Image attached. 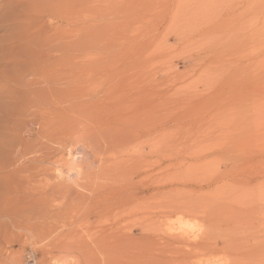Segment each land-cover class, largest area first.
I'll use <instances>...</instances> for the list:
<instances>
[{
  "label": "rangeland",
  "instance_id": "obj_1",
  "mask_svg": "<svg viewBox=\"0 0 264 264\" xmlns=\"http://www.w3.org/2000/svg\"><path fill=\"white\" fill-rule=\"evenodd\" d=\"M0 43V208L3 195L23 194L21 163L69 186L129 154L124 170L144 161L131 176L137 197L147 202L159 177L162 200L192 208L159 212L162 241L167 232L204 245L158 256L162 242L146 240L152 264H264V0H0ZM47 107L62 129L39 139L24 114L37 119ZM90 122L104 129L85 135ZM20 142L49 155L23 154ZM54 198L46 208L18 204L15 223L26 232L0 213V264H76L73 250L47 247L75 229L48 232L47 213L63 200ZM29 232L45 236L28 241Z\"/></svg>",
  "mask_w": 264,
  "mask_h": 264
},
{
  "label": "bare ground",
  "instance_id": "obj_2",
  "mask_svg": "<svg viewBox=\"0 0 264 264\" xmlns=\"http://www.w3.org/2000/svg\"><path fill=\"white\" fill-rule=\"evenodd\" d=\"M9 17L14 18L16 16L11 13V15L8 16V18ZM5 29L6 30L9 29V27L7 28L5 27ZM46 83H43V84H46ZM45 90H46V87H45ZM38 113L40 117L35 119L36 115L34 114V111H26L24 114L26 120L24 122L27 123L29 127L33 126L35 127V129H37V133L40 136L39 139L40 138L50 139L54 134L58 136V134H56L55 129H62V127L60 123L58 122H57L58 124L51 125L50 119L49 120L47 119V114H50L49 108L48 107L43 108V110L39 111ZM97 120L98 119H96L95 121ZM103 124L104 123H102L101 125ZM77 125H79V123ZM91 125L89 124L86 125L87 128L82 130L85 135L86 134L91 135L94 131L96 133V131L99 132L101 129H104L100 125V123H94ZM32 129L29 128L27 129L26 132L24 131L25 135L31 136L30 132L34 131ZM96 135H99V134H96ZM26 142L25 143L20 142L22 143V147L25 148V150L23 151L24 152L23 154L27 152L28 153L32 152L33 154L34 152H39L43 156L49 155L47 153L48 148L46 146L43 147L42 144L37 143L36 147L34 146L30 147L29 146L30 144L27 145ZM45 142L47 141L45 140ZM155 143L156 142H154V144ZM64 145L65 143L62 145H59V148L60 147L62 148ZM90 146L88 147L89 149H91ZM105 146L106 147L103 150L104 152H106L109 149V145H105ZM95 151L97 152V149ZM96 152H93L94 154L93 157L97 155ZM109 152H111V150ZM131 156L127 154L126 157H112L113 159L112 158L111 159L113 161L112 160L107 161L106 163L104 160L105 164L101 167L100 171L97 172L96 178L93 177L95 178L93 182L89 181L84 184L75 182L74 184H72L73 186H77L78 188L85 190L86 192L88 191V193H86V196H83L85 194L78 195L76 193H73L70 188L72 187V185H69L70 186L69 187V186H66L67 184L64 186L61 183L60 184L59 183L47 184L45 181L46 180L45 178H47V175H48L47 171H49L48 169L41 168L40 171L35 172V169H33L34 167L30 168V167L24 166V164L21 163V165H19L15 169V171L21 177V181L17 184V187L18 189L20 188L24 190L23 194L21 196H18L15 194L7 195V196L3 195L2 196L3 205L0 208V213L8 217V219L10 220V223L12 224V228L15 231L17 229L19 233L23 230L24 232H26V229H27L25 228L26 226L24 228H21L15 223L16 220H15L14 214L16 213V210H18V207H20L21 209L24 208L22 204H20L19 206L18 204L21 201H23L25 202L26 207L27 206L30 207L32 202L34 203L35 201V202L43 203V206H45L46 208L49 206L51 202H54L55 200L54 197L58 195V197H60L63 200L61 203H59L57 211L55 212L49 211L47 213V216H46L47 220H52L50 222V225L49 223H45V225L49 229L48 232L55 233L58 229H61L63 227L65 229L66 226H70L72 224L75 225V229L70 230L68 228V230H70L68 231L66 228L68 232L62 236L64 240L57 244H49L47 247L53 248V249L58 248L60 250L62 249L63 250H73V258L75 259L74 262H76V264H152L153 261L152 262L149 261V258L147 257V253L144 252V249H143V244L145 243L146 240L147 241L149 240L150 243L151 241H154V240L155 242L156 241L162 242L160 243L162 245V247H160L162 249V250L160 249L162 252H159L157 254L158 256L162 255L163 250H166L168 252V249L174 246L175 244H179V245L183 244V246H180V247H183L184 249H181V251L180 249L177 250L179 254H182V255H186L192 250L194 251L200 250L202 247H204V245H200L194 242L193 244H189V243L187 244L184 241L185 239L183 240L180 238L178 239L175 237H169V234L167 232L163 234L166 236H163L165 240L164 242L162 241L159 235L160 233L158 234L160 230L159 224L161 222V216L159 212L162 210H170L171 211L170 214H173L179 211L188 212V209L189 211H191L192 208L189 205H185L182 202L175 201L172 199L167 202H165V200H162L163 190H161V188L158 186L161 183L159 177L155 178L152 181V185H156V187H153V189H151V195L147 202L137 197L134 194V191L140 185L139 183L134 182L135 181L134 178L138 177V175L135 174V172L137 171L138 168H140L139 164L144 163V161L143 160L138 161L136 157L135 159L137 161L133 160V164L131 166H128L127 170L126 169L124 170L123 166L124 165L127 166L130 163L129 161L131 160ZM39 172L43 174V177L40 180H36L35 174H39ZM128 174L130 178H127ZM134 175L136 177L131 178V176H134ZM167 190L171 192V191H176V190H181V189L170 186L168 187ZM35 192H37V195L36 194L34 195ZM78 196L79 198L81 197L79 200L77 199ZM82 199H84L85 201ZM163 202H165L166 204ZM149 211H152V212L148 213ZM41 219L43 220L42 217ZM41 219L39 221L38 219H36L37 223H40V221L42 222ZM228 225H231V224H228ZM77 226H79L80 230H78L79 228ZM59 233L60 234L57 233L58 236L62 235L61 232ZM82 234H85V235L83 236ZM135 235H137V238L135 237ZM44 236L45 234L42 235V237ZM42 237H36L34 236L32 232H29V236H26V239L28 241L29 240L34 241V240H41ZM171 238L174 240H169ZM53 239L56 240L57 237L56 239L55 238ZM15 241H17L15 235H10L7 238V240H5V242L10 244L11 246L15 243ZM221 244H222V247H221V250H222L224 249L225 244L224 242H221ZM176 247H178V245H176ZM230 248L231 246H229V249ZM35 250H38V249H35ZM178 252H174V253L178 254Z\"/></svg>",
  "mask_w": 264,
  "mask_h": 264
}]
</instances>
